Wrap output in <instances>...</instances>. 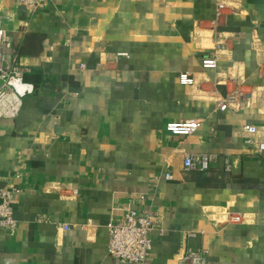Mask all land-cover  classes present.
I'll list each match as a JSON object with an SVG mask.
<instances>
[{
  "label": "crops",
  "instance_id": "1",
  "mask_svg": "<svg viewBox=\"0 0 264 264\" xmlns=\"http://www.w3.org/2000/svg\"><path fill=\"white\" fill-rule=\"evenodd\" d=\"M0 25L21 68L43 77L0 116V186L18 220L0 227V264H122L108 227L128 207L163 229L148 264L189 248L208 264H264V152L242 131L264 140V0H48L35 12L0 0ZM37 35L41 52L21 54ZM209 56L216 67L202 66ZM244 86L251 101L219 109ZM188 118L202 120L194 133L166 129ZM190 152L217 160L186 170Z\"/></svg>",
  "mask_w": 264,
  "mask_h": 264
},
{
  "label": "built area",
  "instance_id": "2",
  "mask_svg": "<svg viewBox=\"0 0 264 264\" xmlns=\"http://www.w3.org/2000/svg\"><path fill=\"white\" fill-rule=\"evenodd\" d=\"M22 6L31 12L44 8L48 0H17ZM219 9H224L223 4H219ZM125 55L126 53H121ZM217 65L216 56H209L203 59L204 68H213ZM23 70L18 62V53L7 30L0 25V116H16L22 106V97L33 91V85L23 80ZM179 81L183 85H193L196 77L190 72H181ZM18 85L20 87H18ZM255 97L249 86L236 87L229 92L219 103L220 110H227L237 101L248 103ZM200 118H188L171 121L166 129L175 135H190L200 126ZM242 131L246 133L245 142L253 145L258 154L264 152V140L257 139V126L245 125ZM217 160V155L213 153L190 152L186 154L184 168L186 170H208L212 162ZM224 168L231 171L233 164L229 157L224 158ZM168 179L172 178V173H166ZM13 193L14 191L0 186V227L15 232L18 220L13 213ZM233 221L240 220V216L230 214ZM43 220V217L39 218ZM157 216L152 212H139L135 208L128 207L123 215L109 224V244L110 255L119 259L122 264H148L149 255L152 249V233L163 229L159 228ZM65 225V229H69ZM189 236H195L190 233ZM178 264H208L207 251L203 249H187L179 258Z\"/></svg>",
  "mask_w": 264,
  "mask_h": 264
},
{
  "label": "trees",
  "instance_id": "3",
  "mask_svg": "<svg viewBox=\"0 0 264 264\" xmlns=\"http://www.w3.org/2000/svg\"><path fill=\"white\" fill-rule=\"evenodd\" d=\"M39 39H42V38L39 37V38H36L35 40H31L29 42H28V40L26 41V39H25L24 43L22 44V46L19 49V52L21 54H39L43 48L42 44H39V45L37 44L38 43L37 41ZM23 80L27 83L28 82L32 83L34 88H36L42 83V80H43L42 73L40 70H36V69L32 70L31 72H29V71L25 72L23 75Z\"/></svg>",
  "mask_w": 264,
  "mask_h": 264
},
{
  "label": "bare ground",
  "instance_id": "4",
  "mask_svg": "<svg viewBox=\"0 0 264 264\" xmlns=\"http://www.w3.org/2000/svg\"><path fill=\"white\" fill-rule=\"evenodd\" d=\"M18 87H20V86L18 85Z\"/></svg>",
  "mask_w": 264,
  "mask_h": 264
}]
</instances>
